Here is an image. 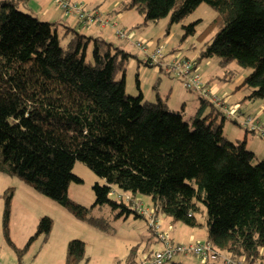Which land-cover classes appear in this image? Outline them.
Returning <instances> with one entry per match:
<instances>
[{"label":"trees","instance_id":"obj_1","mask_svg":"<svg viewBox=\"0 0 264 264\" xmlns=\"http://www.w3.org/2000/svg\"><path fill=\"white\" fill-rule=\"evenodd\" d=\"M20 2L0 0V172L16 175L75 217L101 228L106 220L89 215L95 205L108 206L114 218L134 214L147 222L134 205L140 202L136 196L144 194L154 212L195 227L201 202L204 242L233 260L264 264V158L255 162L244 141L227 137L225 117L217 120L221 108L211 94L197 91L199 105L189 115L191 123L183 119V105L176 111L169 108L166 95L156 92L153 101L141 91L130 95L124 74L131 55L126 50L40 20L17 9ZM202 2L217 15L206 31L214 34L193 60L194 69L206 58L217 57L223 66L234 61L249 70L237 88L247 90L248 100H264V0H120L113 11L134 9L153 22L168 16L170 25ZM197 23L182 24V39L195 33ZM61 37L68 38L66 44ZM260 128L264 136V124ZM77 160L103 179L92 186L91 207L68 196L69 184L82 181L73 173ZM113 187L131 201L110 197ZM13 193V187L3 193L2 228L16 248L9 238ZM51 227L52 219L43 216L27 245L39 234L48 235ZM156 250L149 249L140 261L129 255L128 264L149 260ZM84 254L85 242L71 239L65 264L78 263Z\"/></svg>","mask_w":264,"mask_h":264},{"label":"rangeland","instance_id":"obj_2","mask_svg":"<svg viewBox=\"0 0 264 264\" xmlns=\"http://www.w3.org/2000/svg\"><path fill=\"white\" fill-rule=\"evenodd\" d=\"M85 1H87L86 5L89 4L88 9L90 11L99 10L103 15L102 18H111V22H113L112 17L114 15H119L121 12L125 13L124 25L121 23L125 37H118L114 34V31L111 34L107 30L105 33H109L108 36H110L107 41L109 40L114 46L123 48L131 55L124 74L126 92L137 96L142 91L144 92V98H148V100H155L157 91L167 94L170 88L168 85V80L170 79L174 81V84L181 82L180 85H182L184 77L170 70L168 64L173 58L195 60L200 49L214 34V31L211 33H206V31L217 13L205 2L200 3L182 21L169 25L168 16L153 22L145 21L144 16L134 9L114 12L113 9L117 7L120 0ZM82 2L85 3L84 1ZM17 9L33 14L38 19L43 20L42 17L36 15L35 11L32 12L30 9L25 8L22 2L18 4ZM193 21H198L195 33L182 39V24H188ZM117 24L121 27L120 23ZM58 28L60 34H62L61 27L59 26ZM90 32L87 31V34H85L89 35ZM132 35L133 39H130ZM67 40V37L60 38L62 44H66ZM137 42L145 45L147 51L142 50L137 45ZM157 47L162 48V56L156 59L157 63L155 65L149 66L147 59ZM88 50H90V46ZM196 66V72L199 73L204 84H208V82L221 84L224 79L228 81L230 88L227 92L222 91L212 95L221 99L225 105L236 108L237 113L234 116L237 118V122L234 123L231 120L233 116H228L223 107H220L221 112L218 114V120L222 116L225 117L223 120L224 132L228 134L232 142L244 141L246 148L255 153V162L263 159L264 145L262 147L259 145L258 147L255 143L258 140L264 141V136H260L258 131L252 130L245 120L248 116H251L254 121H259V126L264 124V100H248L245 98L247 90L237 88V85L249 70L241 68L234 61L223 66L217 57L202 59ZM158 67H161L159 73L156 71ZM229 71L230 73H228ZM121 76L122 72H119L117 78ZM161 96L165 97V95ZM175 96L178 98L185 97L183 119L191 123L192 119H190L189 115L196 110L192 103V97L197 99V91H190L183 85L178 89L173 88L170 97L168 95L167 98L168 106L172 111L180 109V105L183 102L174 101L173 98ZM208 111L207 109L206 112ZM251 137L255 141H252ZM73 173L79 176L82 181L69 184V198L85 207H91L95 201L92 186L95 182L103 183V179L79 160L75 161L73 165ZM9 187L14 189L10 208L9 238L16 248L9 244L2 228L3 193ZM116 190L117 188L113 187V191L109 196L114 198ZM137 196L142 200L143 205H141L143 208L153 209L148 195L138 194ZM197 204L199 210L195 212V217L199 223L198 226L189 227L180 222H176L173 229L168 226L171 235L172 233L182 234L183 240H186L182 241L184 243L194 242L192 238L199 242L205 241L204 206L201 202ZM89 215L94 218H104L106 220V228H101L75 217L59 203L35 191L16 175L0 172L1 264H19V262L20 264H65L67 244L71 239H80L85 242L84 258L76 264H128L129 255L133 257V260L140 261L149 249L155 250L160 247V243L156 241V236L148 229L147 222L143 218L134 217V214H130L125 219L114 218V214L106 205L93 206L90 208ZM43 216H49L52 219V227L48 235L39 234L27 245L29 238L36 232L38 222ZM157 216L161 222L168 218L161 211L157 213ZM164 229L167 230L165 225ZM185 229H187L186 232ZM179 263L222 264V261L218 259L212 262H204L192 253H178L168 262V264ZM254 264L260 263L256 262Z\"/></svg>","mask_w":264,"mask_h":264},{"label":"built area","instance_id":"obj_3","mask_svg":"<svg viewBox=\"0 0 264 264\" xmlns=\"http://www.w3.org/2000/svg\"><path fill=\"white\" fill-rule=\"evenodd\" d=\"M54 3L65 13V14H74L79 18L85 25H88L90 22L97 20L101 26H106L108 22L104 19H101L96 13L84 10L81 3L72 0H53ZM116 33L119 37H124L125 34L120 29L116 30ZM137 45L144 51H147V47L137 42ZM162 56V48L157 47V49L152 52L148 57V61L151 65L156 64V59ZM170 70L175 74L184 77L182 80L183 86L188 90L200 91L204 95L211 94V92L205 88L204 83L202 82L201 76L195 71L193 61L188 58H173L168 64ZM211 101L218 107H223L225 113L232 117L237 113L235 107H230L225 105L224 102L211 94ZM246 124L251 126L252 130L259 132L261 129L258 125V121H254L253 117L248 116L245 120ZM115 198L124 199L125 202H130L131 199L128 194L121 195L115 192ZM134 205L138 212L146 215L148 217L147 225L156 235L160 247L153 253L151 259L143 260L140 264H163L166 261L171 260L174 255L178 253H192L193 255L199 257L201 260H214L222 259L224 264H248L244 259L233 260L228 255H224L217 249H215L211 243H189L182 244L173 242L169 232L166 229H163L162 222L158 218L157 213L153 210L145 209L142 207L140 202H135ZM1 264V263H0Z\"/></svg>","mask_w":264,"mask_h":264},{"label":"crops","instance_id":"obj_4","mask_svg":"<svg viewBox=\"0 0 264 264\" xmlns=\"http://www.w3.org/2000/svg\"><path fill=\"white\" fill-rule=\"evenodd\" d=\"M73 1H76V2L81 3V5L86 10L90 11V9H88L89 4L86 5L87 4V1H85V0H73ZM82 1H84L85 3H83ZM21 2L24 4V7L25 8L30 9V11H32V12L35 11L36 12V15L42 17V19L45 20V21H49V22L52 21V22H54L56 24H59V25L60 24H64L66 26L73 27L76 30L82 32L83 34H85V33L87 34V31L88 32L91 31L89 33V36H98V37H102V38H104L106 40L107 39H110V36H108L109 33H105L107 30L111 34L114 31V34L116 36H118L117 33H116V30H117L116 28H121L122 29V24L121 23H123V21L125 19V15H124L125 13L124 12L123 13L121 12L119 15H114V17H112V21L113 22H111V18H108L109 24L106 25V26H101V25L98 24V22H94V21L93 22H90L87 26H85L84 24H81L78 21V18H77L76 15H74V14H65L54 3L53 0H21ZM90 12L96 13V14H98V15H100V16L103 17V15L97 9L91 10ZM117 23H120L121 27H119ZM123 25H124V23H123ZM85 30H87V31H85ZM130 39H133V35L130 36ZM149 66H151V65H149ZM156 71L159 73V71H161V67H158V70H156ZM195 71H197V66L195 68ZM158 78L160 79V77H158ZM223 81L224 82L221 83V84H217V83H214V82H212V83H209L208 82V84H205V87L211 92V94H214V95L217 94V93H219V92H222V91L223 92H227L229 90V88H230L229 87V83H228V81H225V79ZM180 83L177 82L176 84H174V81L170 79V80H168V85H169L170 88L168 89L167 94H165V92L163 93V92H160V91L159 92L157 91V93L160 94V95H166L167 97L169 95V97H170V93L173 90V88H177L178 89V88L182 87V85H180ZM140 85H141V83H140ZM141 93L143 94L144 92L141 91ZM143 96H144V94H143ZM192 98H193L192 99V103L194 104V107L197 108L198 105H199L198 97H197V99L195 97H192ZM173 99H174V101H183L181 105H183L185 103V97H183V96L180 97V98H178L177 96H175ZM181 105H180V107H181ZM172 106L174 107V105H172ZM184 111H185V107H184ZM231 120L234 123L237 122V118L235 116H233V118ZM222 126H223V129H224V127H225L224 126V121L222 123ZM225 134L229 138L228 134L227 133H225ZM251 139H252V141H255V140H253V137H251ZM255 145H257L258 147L260 145V147H262L264 145V141L258 140V142H256ZM136 199H138L140 201V203L142 204V200L138 196H136ZM145 208L146 209H150V208H147V207H145ZM162 222H163V224H162L163 227L165 225L167 227V230H168V226H171L172 229L175 228V226H174L175 223L171 222L169 218L164 219ZM186 230L187 229H185V232H186ZM171 237H172L173 241L178 242V243H184L182 241H186V240H183L182 234L172 233ZM194 237H195V235H194ZM192 239H194L192 241L196 242L195 241V238H192ZM1 262H2V260L0 258V263Z\"/></svg>","mask_w":264,"mask_h":264}]
</instances>
